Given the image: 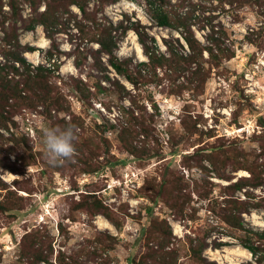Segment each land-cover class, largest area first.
Returning a JSON list of instances; mask_svg holds the SVG:
<instances>
[{"label":"rangeland","instance_id":"1","mask_svg":"<svg viewBox=\"0 0 264 264\" xmlns=\"http://www.w3.org/2000/svg\"><path fill=\"white\" fill-rule=\"evenodd\" d=\"M195 2L209 9L206 17L214 24L225 27L227 42L236 49L235 58L219 66L207 64L210 74L202 90H180L184 78L173 82L160 71L161 85L139 91L121 79L132 97L99 93L92 59L81 68L75 65L76 43L70 34L76 30L56 36L60 67H51L50 80L68 111L50 114L42 106H25L9 115L7 128L0 127V264H33L27 252L37 236L53 262L138 264L151 246L164 242L162 232L169 226L173 235L167 250L176 252L179 264H194L193 240L205 241L203 256L209 261L254 262L237 239L240 232L221 216L224 200H243L250 208L242 214L246 226L264 230V0H241L234 6L220 0ZM73 10L81 16L77 7ZM30 12L25 6L23 17ZM104 14L113 22L140 20L164 50L162 38L181 37L157 26L144 0H121L106 6ZM205 23L209 20L201 26ZM198 26L196 35L205 42L210 29ZM21 41L36 48L26 53L30 62L51 66L46 55L52 41L43 27L21 33ZM117 54L147 60L133 30ZM78 79L91 87L93 96L81 98L74 91ZM103 85L110 88L107 81ZM130 111L148 124V134L136 139L135 146L150 155H133L121 140ZM69 124L78 129L77 154L71 162L52 166L43 153L41 129ZM251 171L258 186L235 193L226 188Z\"/></svg>","mask_w":264,"mask_h":264},{"label":"trees","instance_id":"2","mask_svg":"<svg viewBox=\"0 0 264 264\" xmlns=\"http://www.w3.org/2000/svg\"><path fill=\"white\" fill-rule=\"evenodd\" d=\"M121 0H0V127L7 128L10 121L9 115L28 106L37 108L42 106L52 114V111H68L66 101L61 92L52 85L50 77L51 67L59 69L55 51L60 52L56 36L61 33L70 34L74 44V61L77 68H81L89 58L93 61V69L97 72L96 88L99 93L105 91L116 92L121 98L132 97L131 91L122 82L126 80L136 90H142L147 85H161L164 76L173 82L184 78L180 90L204 89L210 72L207 64L219 66L225 61L236 57L234 45L227 42L228 34L224 26L213 23V18H207L209 9L195 0H144L145 10L157 26L178 32L181 37L170 36L162 38L163 45L150 34L147 26L140 20H121L113 22L105 14L106 6L119 3ZM137 1V0H133ZM241 0H220L234 6ZM94 7H91V5ZM9 9H5V7ZM29 6L31 12L27 18L23 17L24 7ZM77 7L81 16L74 12ZM209 20V24H203ZM200 25V26H198ZM205 30L210 29L205 42L200 40L195 32V27ZM38 27H43L46 36L52 41V48L48 50L46 59L51 65L35 66L26 57V53L34 52L35 47L23 44L21 33L34 32ZM130 30L135 31L138 41L143 48L147 60L135 61L134 58H120L117 54L122 41ZM251 34H255L251 33ZM250 34V35H251ZM250 43L256 44L257 40L247 36ZM94 45H97L95 48ZM90 46V47H89ZM206 53L208 56H206ZM115 74V76H113ZM107 81L110 88L103 85ZM74 91L81 98H88L94 93L91 87L82 79L76 80ZM130 111L129 118L121 129V140L133 155H150L151 151L135 146V140L149 132L145 120L134 117ZM238 169H247L240 166ZM248 170V169H247ZM250 171V170H249ZM254 172L250 177H242L236 183L226 188L232 193L242 191L247 187H256ZM250 197V193L246 192ZM233 195V194H231ZM226 207L221 216L223 222L239 231L237 239L241 245L249 250L254 262L248 264H264V230L248 228L244 223L242 214L250 212L248 203L239 199L224 200ZM100 211V210H98ZM97 211V212H98ZM168 225V224H167ZM163 230V229H162ZM164 233V234H163ZM164 241L158 248L150 247L149 256L143 257L138 264H179L175 251H168V239L172 237L171 227L162 232ZM159 236V235H158ZM204 240H193L191 251L194 264H218L209 261L203 255L207 248ZM33 264H67L65 259L59 258L57 262L51 260V255L45 254L41 247V240L36 237L34 247L28 252Z\"/></svg>","mask_w":264,"mask_h":264},{"label":"clouds","instance_id":"3","mask_svg":"<svg viewBox=\"0 0 264 264\" xmlns=\"http://www.w3.org/2000/svg\"><path fill=\"white\" fill-rule=\"evenodd\" d=\"M78 139V129L74 125L45 126L41 129L43 153L52 166H61L71 162L76 156L75 142Z\"/></svg>","mask_w":264,"mask_h":264},{"label":"bare ground","instance_id":"4","mask_svg":"<svg viewBox=\"0 0 264 264\" xmlns=\"http://www.w3.org/2000/svg\"><path fill=\"white\" fill-rule=\"evenodd\" d=\"M139 50H140V49H139ZM8 178L11 179V178H12V175H9Z\"/></svg>","mask_w":264,"mask_h":264}]
</instances>
